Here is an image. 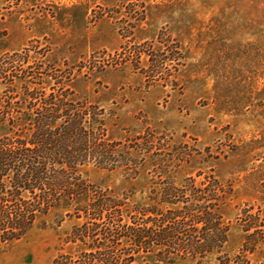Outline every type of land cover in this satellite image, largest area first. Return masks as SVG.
Here are the masks:
<instances>
[{"label":"rangeland","instance_id":"374dc122","mask_svg":"<svg viewBox=\"0 0 264 264\" xmlns=\"http://www.w3.org/2000/svg\"><path fill=\"white\" fill-rule=\"evenodd\" d=\"M25 49L103 110L115 164L133 162L80 174L128 213L155 205L160 186L222 189L221 248L192 259L154 247L136 264H264V0H0V60ZM62 214L0 243V264L72 252L78 222Z\"/></svg>","mask_w":264,"mask_h":264},{"label":"trees","instance_id":"16d2710c","mask_svg":"<svg viewBox=\"0 0 264 264\" xmlns=\"http://www.w3.org/2000/svg\"><path fill=\"white\" fill-rule=\"evenodd\" d=\"M30 52L0 60V243L22 240L61 211V220L78 224L65 239L72 252L51 264H136L154 247L204 259L221 248L227 230L216 214L223 194L217 181L160 186L155 205L128 213L123 201L82 178L85 166L112 171L133 161L115 164L103 110L72 99L65 86L71 75L43 71Z\"/></svg>","mask_w":264,"mask_h":264}]
</instances>
